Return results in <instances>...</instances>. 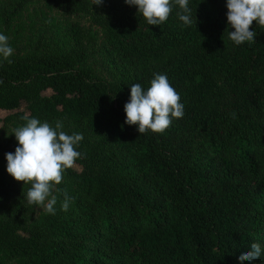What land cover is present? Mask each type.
I'll use <instances>...</instances> for the list:
<instances>
[{"label": "trees", "instance_id": "obj_1", "mask_svg": "<svg viewBox=\"0 0 264 264\" xmlns=\"http://www.w3.org/2000/svg\"><path fill=\"white\" fill-rule=\"evenodd\" d=\"M47 2L65 16L91 15L131 78L93 79L79 22L67 29L64 54L34 53L0 61V135L16 120L69 122L81 133V157L63 172L80 199L78 211L48 214L31 230L7 211L0 247L22 264H249L240 254L264 248V26L253 42L228 39L226 0H190L192 23L174 8L161 26L148 25L124 0H21L18 11ZM165 74L184 105L163 133L125 124L130 87L145 89ZM211 159L200 157L201 145ZM17 143H0V163ZM106 150L109 157L105 156ZM122 157L133 169L117 176ZM107 160V161H106ZM108 162V163H107ZM26 197L0 186V205ZM255 264H264V252Z\"/></svg>", "mask_w": 264, "mask_h": 264}, {"label": "clouds", "instance_id": "obj_2", "mask_svg": "<svg viewBox=\"0 0 264 264\" xmlns=\"http://www.w3.org/2000/svg\"><path fill=\"white\" fill-rule=\"evenodd\" d=\"M104 0H92V5L101 6ZM125 4L137 9L138 15L148 25L161 26L173 9H177L178 19L185 25L192 23L190 0H124ZM228 39L236 46L254 41L256 31L250 30L253 21L264 26V0H226ZM8 36L0 32V61L11 62L14 53L8 43ZM178 92L170 85L165 74H155L146 89L139 83L130 87V98L124 106L125 124L135 125L141 134L146 132L163 133L173 119L182 118L184 105ZM25 123L14 129L17 141L14 152L5 154L6 171L16 181L25 182L28 192L24 197L28 204L55 214L57 196L53 190L62 182L63 172L75 165L81 153L76 150L83 140L81 133L67 134L63 124L56 121L50 124L38 118L25 117ZM71 197L64 194L61 209L68 211ZM264 252L261 243H252L251 250L243 251L239 260L255 264Z\"/></svg>", "mask_w": 264, "mask_h": 264}, {"label": "rangeland", "instance_id": "obj_3", "mask_svg": "<svg viewBox=\"0 0 264 264\" xmlns=\"http://www.w3.org/2000/svg\"><path fill=\"white\" fill-rule=\"evenodd\" d=\"M92 2V0H90ZM109 1V0H104ZM21 0H0V32L8 36V43L13 47L14 53L11 57L22 58L34 53H52L56 55L64 54L71 48V42L67 35V29L73 22H79L85 33V42L88 47V59L79 67V70L89 74L93 79H100L113 84L126 81L131 78L126 67L120 65L115 57L108 50L104 32L93 25L91 15L65 16L50 6L47 2H33L18 11ZM13 112L0 111V121L5 120ZM55 123V122H54ZM54 123H52L54 125ZM62 130L70 132L72 126L69 122H62ZM21 126L16 120L10 122L0 135V143L9 141L17 143L13 131ZM201 158L211 159L210 149L206 145H201ZM106 150L105 156L109 157ZM107 161V160H106ZM108 163V162H107ZM5 163H0V186L14 187L22 194H27L28 186L25 182L16 181L6 171ZM111 170L117 176H131L134 172L129 164L122 157L111 162ZM71 197L68 211L76 216L78 211L74 208L72 199H80L76 189L66 179L53 190L57 196L56 211L62 210L61 203L64 194ZM14 203L0 205V220L7 217V211L22 219L27 229L31 230L41 223L48 213L38 207L27 203L25 198L18 201L19 210L14 211ZM55 211V212H56ZM0 264H22L21 260L8 258L6 252L0 247Z\"/></svg>", "mask_w": 264, "mask_h": 264}]
</instances>
